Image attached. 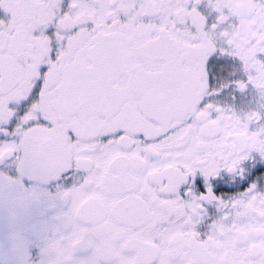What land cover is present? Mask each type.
<instances>
[{
	"label": "snow or ice",
	"instance_id": "snow-or-ice-1",
	"mask_svg": "<svg viewBox=\"0 0 264 264\" xmlns=\"http://www.w3.org/2000/svg\"><path fill=\"white\" fill-rule=\"evenodd\" d=\"M5 163L59 264H264V0H0Z\"/></svg>",
	"mask_w": 264,
	"mask_h": 264
},
{
	"label": "flooded vegetation",
	"instance_id": "flooded-vegetation-1",
	"mask_svg": "<svg viewBox=\"0 0 264 264\" xmlns=\"http://www.w3.org/2000/svg\"><path fill=\"white\" fill-rule=\"evenodd\" d=\"M69 187L0 164V264H59L55 245L75 230L74 203L63 195ZM90 254L78 250L70 264Z\"/></svg>",
	"mask_w": 264,
	"mask_h": 264
}]
</instances>
